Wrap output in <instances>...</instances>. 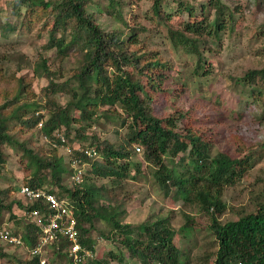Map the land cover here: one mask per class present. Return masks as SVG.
Masks as SVG:
<instances>
[{
	"label": "trees",
	"instance_id": "trees-1",
	"mask_svg": "<svg viewBox=\"0 0 264 264\" xmlns=\"http://www.w3.org/2000/svg\"><path fill=\"white\" fill-rule=\"evenodd\" d=\"M256 1L259 6L260 0ZM165 2L152 1L153 18L171 17L163 8ZM15 4L6 9V13L16 14L20 21L0 24L2 32L30 30L41 25L38 34L46 36L43 48L60 52L61 60L75 54L77 65L64 80L56 81L48 66L49 59L39 57L33 72L47 79L41 89L42 103L35 99L27 101L30 83L22 84L23 77L17 79L12 92L1 93L5 100L0 103V171L7 161L4 146L16 150L18 146L26 156L29 169L23 184L44 189L69 203L77 218L79 239L93 252V257L77 264H112L113 261L117 264H187V257L182 260V253L174 244L175 232L168 223V216L158 215L136 226L119 219V209L127 210L125 206L130 197L117 195L114 187L128 178L131 170L135 175L143 172L142 163L132 160L134 150L129 148L132 144L142 149L144 162L153 166V178L165 193L174 192L175 199L196 205L198 211L209 216V229L217 242L213 264H264V189L256 210L224 223L218 218L227 208L223 200L225 188L243 177L251 158L225 151L212 153L211 141L196 126L186 124L179 129L173 115L154 113L152 101L157 92L168 93L166 84L172 66L170 62H163L156 50H147L140 44L139 33L145 31V27L129 26L130 33L126 37L117 30H104L96 22L95 12L90 10L91 0H16ZM206 4L214 11L212 22L203 14L198 24L189 23L181 30L169 28V37L175 41L185 40L189 45L187 32L217 36L227 27L234 28L238 17L226 3L208 0ZM21 6H24L23 14ZM188 10L190 15L191 7ZM106 12L121 16L120 1L107 0ZM190 46L197 61L195 72L201 75L200 72L206 70L202 52L195 44L190 43ZM246 78L254 84L251 100L255 104L264 103V68L248 71ZM58 93L67 96L65 103L58 102L55 97ZM102 107L120 110V125L126 126L127 132L119 144L88 133ZM180 115L184 118L186 113L180 112ZM11 121L28 129L36 128L38 135L47 139L50 155L41 160L33 148L19 142L10 132ZM61 134L71 148L78 143L98 153V157L89 160L78 150L73 151L88 164L86 173L83 172L78 181L71 179L70 185L63 183V175L71 176L73 170L66 169L64 154L59 152L63 149ZM45 170L50 177L48 188L44 186ZM94 177L109 178L112 187L96 184ZM17 190L16 187H0V226L14 234L21 233L24 245L32 247L38 242L40 228L35 222H25V217L38 210L44 220L50 211L42 198L14 197ZM15 208L21 214L16 213ZM4 212L15 227L4 224ZM96 222L103 225L97 227ZM193 226V220L187 219L181 227L183 235L192 236ZM91 229H96L101 238L115 242V249L109 248L104 255L95 257L96 241L89 236ZM4 247L9 246L0 244V258L8 254ZM12 247L24 251L22 246ZM67 247L68 241L64 238L52 244L49 247L53 249L51 260L73 264ZM51 260L47 255L46 264H55ZM16 261L17 264H41L40 256L29 257L26 253L24 257L17 256Z\"/></svg>",
	"mask_w": 264,
	"mask_h": 264
},
{
	"label": "rangeland",
	"instance_id": "rangeland-1",
	"mask_svg": "<svg viewBox=\"0 0 264 264\" xmlns=\"http://www.w3.org/2000/svg\"><path fill=\"white\" fill-rule=\"evenodd\" d=\"M119 1L121 16L106 12L107 0H91L90 10L95 12L96 22L104 30H117L125 37L130 33L129 26L145 27V31L139 33L140 44L147 50H156L163 62H170L172 66L166 84L168 93L157 92L152 101L154 113L160 116L173 115L179 129L185 128L186 124L196 126L211 141L212 153L225 151L251 158V165L243 177L225 188L223 200L227 208L218 217L219 220L224 223L256 210L264 189V103L255 104L251 100L254 84L248 82L246 74L250 70L264 68V0H260L259 6L256 0H222L238 17L234 28L227 27L217 36L187 32L189 45L185 40L171 39L168 29L181 30L189 23L198 24L203 14L212 22L214 11L206 4L208 0H166L163 8L166 13H171V17L166 19L152 17L153 0ZM15 2L0 0V24L8 20L19 23L16 14L6 13V9L14 6ZM188 7L192 9L190 15ZM99 9L100 12L97 11ZM21 13H24V6H21ZM40 26L23 31L2 32L0 29V103L5 100L1 93L12 92L20 77H23L22 84L30 83L27 101H44L41 89L47 84V79L33 72L35 62L41 55L49 59L48 66L56 81L64 80L77 65V55L70 54L61 60L60 52L43 48L46 36H39ZM190 43L202 52L206 70L199 71L201 75L195 72L197 61ZM55 97L59 103L67 100V96L62 93ZM180 112L186 113L184 118ZM97 113L88 133H94L100 139H107L114 144L121 143L127 128L120 125V110L102 107ZM10 129L18 141L33 148L41 160L50 155L51 147L47 139L38 135L36 128L28 129L11 121ZM70 135L72 137V133ZM135 145L129 147L134 150H131L132 160L142 163L143 172L135 175L131 170L128 178L114 187L117 195L130 197L125 206L127 210L119 209V219L136 226L146 220H154L158 215L168 216V223L175 232L174 244L183 255L181 259L187 257V264H213L212 255L217 242L209 229V216L198 211L196 205L184 204L175 199L174 192L165 193L153 178V166L144 162L142 149L137 151ZM16 148L4 146L7 161L0 171V187H16L18 190L14 197L23 199L19 187L29 175V169L26 156L18 146ZM59 152L64 154L65 167L70 171L69 156L64 148L59 149ZM86 169L87 166L84 167V173ZM44 173V186L48 188L49 172L45 170ZM63 178V183L71 184L70 174H64ZM94 180L98 185H111L109 178L94 177ZM15 212L21 214L17 208ZM3 216L4 224L15 227L6 219L8 213L4 212ZM187 219H192L194 225L190 237L184 236L181 231ZM102 225L96 222L97 227ZM89 236L96 241L95 257L104 255L109 248L115 249V242L101 238L96 229H91ZM4 249L8 254L0 258V264H17L16 257L25 256L21 249L10 246ZM46 253L50 261L53 249L48 248ZM12 254L16 256L13 258ZM51 262L58 264L59 260L52 259ZM112 264L117 263L113 261Z\"/></svg>",
	"mask_w": 264,
	"mask_h": 264
},
{
	"label": "built area",
	"instance_id": "built-area-1",
	"mask_svg": "<svg viewBox=\"0 0 264 264\" xmlns=\"http://www.w3.org/2000/svg\"><path fill=\"white\" fill-rule=\"evenodd\" d=\"M59 137L63 143L64 151L69 156V162L73 170L71 178L78 181L88 162L78 158L73 151L78 150L89 160L98 157V153L95 149L82 145H77L73 149L67 143L65 144L66 138L62 134ZM135 149L140 151L139 146H135ZM19 192L28 199L42 198L47 203V208L50 212L44 220L38 210L32 211L28 217H25L27 223L35 222L40 228L36 245L26 247L22 234H14L5 226H0V244L10 247L22 246L27 256H40V263L46 264L47 249L61 238H64L68 241L67 251L73 264H77L88 257H93V252L84 246L79 239L77 218L73 215L67 201L57 198L54 194L44 189H34L24 184L19 187Z\"/></svg>",
	"mask_w": 264,
	"mask_h": 264
}]
</instances>
